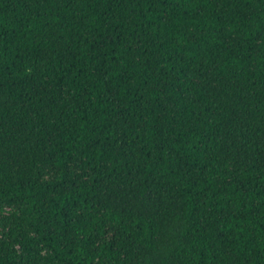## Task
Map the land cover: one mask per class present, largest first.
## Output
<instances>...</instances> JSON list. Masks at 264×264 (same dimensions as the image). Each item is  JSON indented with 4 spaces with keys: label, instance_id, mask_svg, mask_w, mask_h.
<instances>
[{
    "label": "trees",
    "instance_id": "obj_1",
    "mask_svg": "<svg viewBox=\"0 0 264 264\" xmlns=\"http://www.w3.org/2000/svg\"><path fill=\"white\" fill-rule=\"evenodd\" d=\"M0 264H264V0H0Z\"/></svg>",
    "mask_w": 264,
    "mask_h": 264
},
{
    "label": "rangeland",
    "instance_id": "obj_2",
    "mask_svg": "<svg viewBox=\"0 0 264 264\" xmlns=\"http://www.w3.org/2000/svg\"><path fill=\"white\" fill-rule=\"evenodd\" d=\"M13 211L10 206H0V235H3L6 231L5 224L8 222V214Z\"/></svg>",
    "mask_w": 264,
    "mask_h": 264
}]
</instances>
